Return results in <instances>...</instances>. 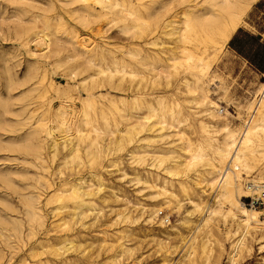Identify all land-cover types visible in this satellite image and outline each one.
Instances as JSON below:
<instances>
[{
    "label": "rangeland",
    "instance_id": "rangeland-1",
    "mask_svg": "<svg viewBox=\"0 0 264 264\" xmlns=\"http://www.w3.org/2000/svg\"><path fill=\"white\" fill-rule=\"evenodd\" d=\"M127 1L138 4L137 0ZM80 6L75 0H0L1 264H229L228 254L235 253L231 246L242 237L240 233L242 228H239L234 237L228 238L227 235L239 227L237 223L230 217L224 218L222 213L217 214L218 216L211 215L210 218L203 213L205 207H215L216 203L213 198L214 192L201 182L200 167L196 171L191 169L185 172L184 167L179 166L178 177H169L172 186H167V189H171L173 193L162 194L161 181L163 177L168 176L165 171L175 165L165 161L159 168L151 167L149 163L152 159L149 155L145 156L143 163L134 162L136 156L131 151L137 149L136 145H143L145 142L133 143L121 152L108 154L105 151L95 164L90 165L88 160L92 150L85 149L84 141H77L73 133H70L69 138L72 140L69 144L64 131L56 129L55 122L48 121L49 114L61 101L57 98L55 89L59 90L61 97L71 95L72 101L67 104L76 109L80 108L81 101L87 94L79 84L83 79H86V84H90V76L96 75L97 72L73 70L78 63L65 59V49V52L61 49L59 55L49 58L40 56L43 51L30 54L29 51L42 47H37L33 43L25 45L28 37L23 31L35 26V31L49 35L58 29L60 31L56 35L61 36L63 30L65 34L62 35L66 36L68 32L75 33L88 45L115 44L118 47L124 40L123 35L118 34L117 28L105 25L106 21L103 19L102 24L101 19L88 17V27L84 26L81 18L85 14L81 12ZM34 17L38 20L34 21ZM43 17L51 27L50 32L44 29ZM243 20L244 23L242 22L231 38L220 43L221 48L217 53L211 54L209 51L203 55L209 62L208 76L204 79L209 97L221 107L220 111L223 112L220 115L228 112L229 125L234 129L240 126L242 120L248 118L247 105L250 101L254 99L257 101L260 98L257 91L260 84L264 83V0H256L243 16ZM156 37L161 45L168 42V38L161 33ZM165 46L172 48L175 56L179 55L176 45L169 43ZM162 59L164 64L170 63L167 55H162ZM34 67H38L39 71L44 73V80L22 101L19 96L27 85L20 84L28 80L29 73ZM182 78L191 80L190 75L180 73L167 84L163 77L156 78L151 72L145 71L143 81L141 79L133 81L129 91L95 89L91 91V95L95 97L98 105L108 106V101L100 99L98 95L101 92H109L115 96L113 98L117 101L119 110L131 112H136V108L129 102L137 92L143 94L147 103H152L154 107L157 106L152 99L154 97L164 96L170 103L178 101L183 113L191 112L188 123L183 125L181 130L188 139L196 142L199 137V121L206 122L208 119L202 114L201 108L189 103L188 95L175 93V87ZM134 86L138 89L136 90ZM119 96L125 97L127 102L119 103ZM24 103L29 104L27 110L33 111L31 119L25 121L26 125H23V120L17 121L13 115L19 112L20 106ZM51 107L53 110H49L48 113V108ZM137 112L140 115L146 114V105L143 104ZM37 120L42 121L45 126L49 125L56 143L54 150L52 139L45 140L43 160L40 163L34 161L30 155L24 154L23 148L17 147V144L25 142L23 139L28 125L33 126ZM99 125L102 123L99 122ZM108 125L112 126L109 120ZM153 126L159 130L158 124ZM79 128L83 133H89V129L81 123ZM161 133L169 135L163 140L164 143L159 145L163 151H166L163 147L171 146L176 152L182 153L180 149L182 142L176 141L175 129L165 127ZM214 136L220 137L218 133ZM143 137L145 134L141 138ZM99 141L102 142L101 138ZM74 144H78L80 159L74 157L72 149ZM262 162L264 159L260 160L259 164ZM259 164L251 178L260 174L264 176V170H260ZM94 172L101 179V190L92 198H86L93 201L89 204L91 211L77 219L72 215L75 206L74 199L70 198L72 186L80 180H89V173ZM156 174L159 176L157 180ZM136 176L141 177V183H136ZM242 177L246 176L242 174ZM143 179L150 182L156 180V185L149 188ZM93 182L95 185V181ZM178 182L185 185V191L180 188ZM244 182V180L240 182L243 187L246 185ZM94 189L95 187L92 190ZM26 196L36 198L38 210L43 215L41 224L29 225L24 207ZM237 199L247 208L253 207L264 213V206L250 204L249 198ZM190 201L198 203L202 209L195 210ZM224 207L225 205H222V212L225 210ZM121 210L130 213V221L114 223L115 213ZM160 211L169 217V225L159 224L157 214ZM138 216L139 220L133 223ZM148 218L152 220L148 222ZM206 218L209 220L204 224ZM261 220L264 221V218L261 217ZM14 227L19 229L18 235H15ZM262 234L264 231L259 227L254 232L246 233L242 241L244 245L238 249L239 256H236L235 264H264ZM64 240L70 244L62 251H56L55 248Z\"/></svg>",
    "mask_w": 264,
    "mask_h": 264
},
{
    "label": "bare ground",
    "instance_id": "bare-ground-1",
    "mask_svg": "<svg viewBox=\"0 0 264 264\" xmlns=\"http://www.w3.org/2000/svg\"><path fill=\"white\" fill-rule=\"evenodd\" d=\"M75 1L80 3V10L85 14L81 18V23L84 26L89 24L88 17L99 18L102 24L103 19L106 21L105 25L115 26L118 34L123 35L124 40L118 47L115 44L110 46L98 43L88 45L82 42L83 40L81 41L75 33L68 32L66 36L62 35L65 34L63 30L61 36L56 35L60 31L58 29L54 34L49 33V35L35 31V26L23 31L28 37L25 45L33 43L37 47H42L29 51L30 54L43 51L40 56L49 58L59 55L61 49H65V59L78 63L77 67L72 65L73 70L79 72L96 70L97 72L96 75L90 76V84H86V79H83L79 84L87 94L81 101L80 108L76 109L67 104L72 101L71 95L66 94L61 97L59 90L55 89V94L61 101L58 107L49 114L48 121L55 122L56 129L64 131L69 144L72 140L69 136L72 133L77 141H84L85 149L92 150L88 160L90 165L95 164L105 151L108 154L121 152L133 143L145 142L143 145H136L137 149L131 151L136 156L135 160L133 159L134 162L143 163L145 156L149 155L152 159L149 163L151 167L159 168L165 161H170L175 165L165 171L168 176H166L167 178L163 177L161 181L162 194L173 193L171 189H167V186H172V180H169V177L176 178L180 174L179 166L182 165L185 172L191 171V169L196 171L200 167L201 182L214 192L213 198L216 203L215 207H205L203 213L206 217L222 213L224 218L230 217L235 221L239 227L227 235L228 238L234 237L239 228H242L240 231L242 237L231 246L232 249H235V253L228 254L229 264H235L238 249L244 245L242 241L246 233L254 232L257 227L264 231V221L261 220V217L264 218V213L253 207L247 208L237 199V197L239 200L240 198H249L264 190V176L260 174L251 178L259 161L264 159V83L260 84L257 91L260 98L257 101L255 99L250 101L247 105L248 118L242 120L238 128H231L227 119L228 112L225 111L224 115H220L223 112L220 111L221 107L209 97L208 87L204 83V79L208 76L209 62L203 55L208 54L209 51L211 54L219 51L220 43L231 38V35L244 21L243 16L256 0H137V5L127 0ZM33 19L34 21L38 20L36 17ZM43 21L44 29L50 32L51 27L46 18L43 17ZM51 26L54 27L52 24ZM97 33L99 34L98 30ZM158 33L166 36L168 42L163 45L159 44L156 37ZM169 43L176 45L179 55L175 56L172 48L165 46ZM162 55H167L169 64L163 63ZM145 71L151 72L156 78L163 77L167 84L171 78L180 73L190 75L191 80L182 78L181 81H178L180 83L176 85L175 93L188 95L189 103L201 108L202 114L207 116L208 121H199V137L196 142L188 139L181 130V127L188 123L191 112L183 113L178 101L170 103L166 97L158 96L152 98L157 105L154 107L152 103H147L143 94L137 92L131 101H128L136 108V112H131L130 110H119L117 101L114 99L115 96L109 92H101L98 95L100 99L108 101V106L98 105L95 97L93 98L91 95V91L95 89H108L113 92L129 91L133 81L137 79L143 81ZM43 80L44 73L39 71L38 67H34L29 73L28 80L20 84L21 86L27 85V88L21 91L20 99L25 100ZM51 86L50 84L49 87ZM137 89L138 87H136ZM118 102L125 104L127 99L119 96ZM4 104L6 103L4 102ZM11 104L13 103L11 102ZM143 104L146 105L147 112L140 115L137 110ZM28 105L27 103L22 104L19 112L13 114L17 121L23 120V125H26L25 121L31 119L33 113V111L30 112L31 109L27 110ZM49 110H53V108H48V113ZM108 120L112 122L110 127ZM99 122L102 125H99ZM122 122L125 124L123 125ZM80 123L89 129V133L81 131ZM157 124L159 130L154 129L153 125ZM48 126H45L40 120H37L33 126L28 125L23 139L25 142H22L21 145L17 144V147L23 148L24 154L30 155L38 163L43 160L45 140L52 139V148L56 149L55 139L53 140L52 137L53 132ZM165 127L175 129L176 141L182 142L180 148L182 153L176 152L171 146L163 147L166 148V151H163L159 146L160 143H164L165 137H169V135L161 133ZM215 133H218L220 137L214 136ZM144 134L145 137L141 138ZM99 138H101V143ZM77 145L74 144L72 149L74 157L80 159ZM174 154L177 155L174 156ZM259 166L260 170H264V162ZM242 174L246 176L245 178L250 177L251 179L243 178ZM89 177V180H80L72 186L70 198L74 199L75 203L72 215L77 219L86 216L91 211L89 204L93 201L86 198H92L101 190L102 184L99 175L94 172L89 173ZM157 177H159L158 174H156V180ZM92 180L95 181V185ZM156 180L151 182L144 180L143 182L151 188L156 185ZM243 180L246 183L244 187L240 183ZM139 182L141 183V177L136 176V183ZM178 184L185 191V185L182 182H178ZM93 187H95L94 190H92ZM57 197L60 199L59 196ZM24 202L29 225L41 224L43 215L38 210L36 198L26 196ZM190 204L197 211L202 209L198 203L190 201ZM222 205H225L223 212ZM152 212L154 215V210ZM129 214L125 210L115 213L114 223L130 221ZM149 217H151V213ZM139 218L140 216L136 217L132 222H137ZM209 218L204 219L203 223H207ZM151 220L152 218L147 219L148 222ZM16 226H18L17 222ZM14 232L15 235H18L19 229L14 227ZM226 233L228 234L229 231ZM262 239H264V234H262ZM69 244L66 240L61 241L55 249L62 251ZM1 262L2 256L0 255V264Z\"/></svg>",
    "mask_w": 264,
    "mask_h": 264
},
{
    "label": "built area",
    "instance_id": "built-area-1",
    "mask_svg": "<svg viewBox=\"0 0 264 264\" xmlns=\"http://www.w3.org/2000/svg\"><path fill=\"white\" fill-rule=\"evenodd\" d=\"M249 202L252 205L256 206H264V190H261L258 194H254L252 197H249ZM157 218L159 220V224L162 226H167L170 224V219L168 216L164 215L163 212H158Z\"/></svg>",
    "mask_w": 264,
    "mask_h": 264
}]
</instances>
